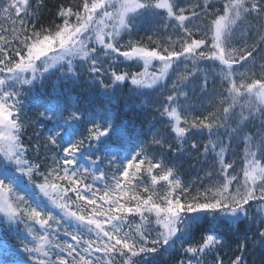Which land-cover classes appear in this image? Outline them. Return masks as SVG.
Returning <instances> with one entry per match:
<instances>
[{
  "label": "snow or ice",
  "instance_id": "1",
  "mask_svg": "<svg viewBox=\"0 0 264 264\" xmlns=\"http://www.w3.org/2000/svg\"><path fill=\"white\" fill-rule=\"evenodd\" d=\"M42 8L43 0H35V6L32 0H0V19L8 22L6 27L0 24V214L6 221V226L0 224V264H159L161 249L174 250L176 241L182 242L187 257L177 264H202L206 254L216 256L214 249H222L224 240L207 234L193 245V225L201 217L248 220L254 205L264 243V136L246 133V126L258 119L264 129V0H223L222 11L212 0H80L60 5L56 16L61 22L49 27L39 24ZM145 18H152L153 33L163 26L181 35L175 41L168 37L166 44L149 35L153 46L124 41L123 36L131 37ZM119 57L142 64L144 71L105 67ZM181 58L193 66L202 60L215 62L227 87L219 107L192 115L188 92L174 84L157 109L167 117L169 134L151 133L152 143L179 152L189 143V133L206 132L203 154L209 183L204 187L193 190L183 183L162 156L145 153L143 143L118 157L109 141L113 136L121 139L122 134L107 117L102 126L96 113L90 114L87 134L80 135L77 125L85 114L74 105H64L59 97L38 112L41 122L36 126L51 123L43 147L58 148L62 155L53 156L50 168L29 159L25 138L32 122L21 114L22 93L37 83L43 87L57 73L75 83L84 71L92 85L111 99L118 85L129 81L138 88L161 84ZM150 67L157 70L149 72ZM191 75H181L178 82ZM200 88L206 91V77ZM226 123L235 125L227 143L219 138ZM169 136L175 147L168 143ZM241 136L245 153L237 172L236 161L228 158V145ZM105 145L109 150L101 157L97 153ZM40 147L36 144L31 150L38 154ZM190 147L200 146L191 140ZM92 148L96 151L85 155ZM82 158L89 166L79 163ZM118 159L122 166L109 179L100 165L107 160L115 166ZM142 172L150 183L141 178L133 184ZM133 214L140 219L135 227L128 221ZM153 216L163 229L154 238L148 231ZM20 223L25 225L24 236L13 228ZM61 229L68 240H61ZM214 264L224 262L217 257ZM230 264H243L242 256L236 255Z\"/></svg>",
  "mask_w": 264,
  "mask_h": 264
},
{
  "label": "trees",
  "instance_id": "2",
  "mask_svg": "<svg viewBox=\"0 0 264 264\" xmlns=\"http://www.w3.org/2000/svg\"><path fill=\"white\" fill-rule=\"evenodd\" d=\"M79 2L80 0H43L39 24L45 27H49L53 23L59 24L61 22L60 18L56 16L58 7ZM184 2H189V0H182V3ZM196 2H202V0H191V3ZM32 3L35 6V0H32ZM212 3L222 11L223 0H212ZM194 22L199 23L201 21ZM151 23L152 18L142 19L138 22V29L133 32L132 36L128 37L125 34L123 40H139L148 46H153L147 39L149 35L152 36L154 41L161 44H166L168 37H172V40L175 41L177 36L181 35L178 30L173 28L165 29L163 26H158V30L153 33V31H149ZM203 23L206 26L207 18H205ZM0 24L6 27L8 22L0 19ZM196 38H200V34H196ZM214 63L213 61L202 60L196 66H193L190 61L181 58V61L174 64L165 83L153 89H141L132 85L129 81L118 85L111 99L105 97L96 86L92 85L88 73L84 71H81L79 80L75 83L64 80L59 73L47 79L43 87H40L39 83H37V86L32 88L31 91L22 93L23 108L21 114L32 122L26 129L25 138V143L30 144L29 159L32 162L40 163L45 168H50L54 166L53 156L59 158L62 155L61 150L58 148L43 147L47 142L46 130L52 126L51 123L44 121L42 127L36 126L41 122L37 115L38 112L43 111V106L49 101L59 97L64 105H74L85 114L84 120L77 125L80 135L87 134V129L90 127L88 120L90 114L96 113L97 122L102 126L104 118L107 117L122 134L121 139L113 136L112 140L109 141V145H113L111 150L116 151L118 157L130 153L138 144L143 143V151L162 156L174 168V172L179 175L183 183L192 187L193 190L204 187L209 183L208 178L205 176L206 171L209 170V164L205 162L203 154V145L208 142L207 133L196 135L189 133V143L184 144L183 149L179 152L171 151L166 147L160 148L158 145L153 144L151 133H161L165 136L169 134V129L165 123L167 117H162L157 109L160 108L161 102L165 100L166 96L172 92L174 84H176L177 88H183L184 91L188 92L189 103L194 106L192 115H196L197 112L207 113V111L215 110V108L219 107V101L222 98L221 93L224 92L227 85L222 82L218 68L214 67ZM105 67H111L117 72L137 73L144 71L142 64L126 61L123 57L109 60ZM190 72L193 75L186 80L178 82V77L181 75L188 76ZM205 77L207 78V88L206 91H202L200 85ZM105 79L107 82V77ZM27 87L25 86V89ZM260 123L259 119L249 123L246 126V133L255 136L259 132L264 136V129L260 128ZM234 127L235 125L226 123L225 127L219 129V138L227 143L229 140V129ZM35 133H39V137ZM213 139H216V137L214 136ZM191 140H195L200 147L192 149L190 147ZM168 143H173V147H175L170 136ZM36 144L41 145L38 154L31 150V147ZM103 147L105 150L97 153L101 157L106 156L109 150L108 145ZM228 149V158L236 161L235 168L239 172L245 153L243 137L232 138ZM95 151L96 149L92 148L85 152V155ZM208 159L210 160L211 156ZM100 166L110 179L116 169L122 166V162L118 159L115 166H109L107 160H105ZM141 178H143L145 183H150V178L147 177L146 173L142 172L133 181V184L139 182ZM212 179L214 180L215 176ZM87 182L91 183V178ZM162 184L163 182H161ZM161 185L156 187L162 194ZM97 187H102L100 182ZM140 194L146 195L142 190H140ZM260 218L255 205L249 209L248 220L242 219L235 224L224 219L213 220L211 217H201L191 230V243L193 245L199 243L207 234H216L224 240L222 249H214L216 256L206 254L202 264H214L217 257L223 260L224 264H230L236 255L242 256L243 264H264V243L261 242V237L258 234L262 230L259 224ZM150 219L153 220V223L148 231L151 232V236L154 238L158 231H163V229L154 223V216L150 217ZM128 221L131 227H135L140 223L139 217L135 214L130 215ZM181 243V241H176L174 250L170 249L165 252L161 249V253L158 254L159 264H177L178 260L186 259L187 257H185L181 249ZM241 244L246 246L241 248ZM187 246L188 243L184 242V247Z\"/></svg>",
  "mask_w": 264,
  "mask_h": 264
},
{
  "label": "rangeland",
  "instance_id": "3",
  "mask_svg": "<svg viewBox=\"0 0 264 264\" xmlns=\"http://www.w3.org/2000/svg\"><path fill=\"white\" fill-rule=\"evenodd\" d=\"M231 222V221H230ZM237 222V221H236ZM236 222H233V223H236Z\"/></svg>",
  "mask_w": 264,
  "mask_h": 264
}]
</instances>
